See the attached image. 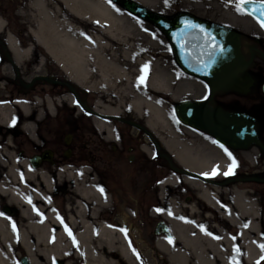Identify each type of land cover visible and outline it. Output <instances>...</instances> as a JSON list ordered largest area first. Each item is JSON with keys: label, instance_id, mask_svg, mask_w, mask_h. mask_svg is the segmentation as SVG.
Listing matches in <instances>:
<instances>
[{"label": "flooded vegetation", "instance_id": "1", "mask_svg": "<svg viewBox=\"0 0 264 264\" xmlns=\"http://www.w3.org/2000/svg\"><path fill=\"white\" fill-rule=\"evenodd\" d=\"M252 1L264 3V0ZM226 7V13L219 14L218 19L190 15L239 35L247 65L240 76L242 82H247V90L243 93L212 90L199 78L180 69L186 89L179 102L170 103L180 125L172 128L168 143L185 145L183 153L187 158L182 162L170 150L157 145L156 135L146 124L134 121V116L140 115L126 104L118 109L119 114L98 116L101 109L95 106V93L74 84L50 59L62 77L47 70L45 75L36 74L24 82L22 79L43 61L33 58L34 45H24L23 35L0 30V86L5 93L0 94L3 96L0 101L15 106L12 120L0 125V149L13 147L15 158L31 171H41L50 179L52 187L33 200V212L26 218L18 206L1 196L0 217L8 220L15 233H20L21 226L27 223L25 219L35 217L46 224L50 228V242L59 239L69 246L68 254L50 264H84L87 251L84 246L102 257L104 264H147V253L141 246L148 251L149 245L157 249L155 242L159 238L168 243L170 239L171 246L175 244L172 223L212 236L216 235L215 226H223L237 238V230L222 221L215 208L231 209L233 194L251 193L254 185L264 190V28L260 24L264 16L248 13L244 8L238 12L236 5ZM180 13L168 18L172 20ZM8 37L14 40L18 50L29 49L21 53L19 60L8 45ZM21 66L25 67L24 72L20 71ZM7 68L10 70L6 71ZM174 81L169 83L172 88ZM45 84L58 89L39 87ZM8 85L12 87L6 94ZM62 94L69 97L72 116L69 111L66 114L54 106L52 114L47 110L43 114L44 110L38 109H30L26 114L18 104L33 107L34 101L42 102L45 97L61 99ZM182 103L195 105L191 108V120L182 121L178 117L177 106ZM233 116L242 119L232 122ZM188 121H195L199 126H192ZM98 122L102 125H96ZM247 126L255 133L256 141L247 142L245 135L237 137ZM236 139L241 145L236 146ZM158 160L165 161L167 173L158 172ZM230 166L231 173L225 175ZM213 169H216L215 175ZM169 178L174 183L163 188ZM184 180L208 189L209 198L200 197ZM125 186L127 190L122 189ZM123 245L127 257L122 255ZM239 259L244 261L242 252Z\"/></svg>", "mask_w": 264, "mask_h": 264}, {"label": "bare ground", "instance_id": "2", "mask_svg": "<svg viewBox=\"0 0 264 264\" xmlns=\"http://www.w3.org/2000/svg\"><path fill=\"white\" fill-rule=\"evenodd\" d=\"M57 1L61 4L65 16H61L60 12L57 14L60 7L55 3L53 7H50L51 5L46 0H39V3L36 4L37 25L32 31L29 29L31 38L35 42L33 41V44L30 45H34V49L40 47L47 58L57 65L74 84L95 93L97 96L95 106L101 109L98 116L119 114L118 109L126 104L125 106H129L136 115L145 118V124L149 131L157 134L156 137L159 138L161 144L170 150L178 161H185L187 158L183 153L185 145L164 142L163 137L157 131L158 123L163 124L160 125L161 128L165 127L164 124L167 123L162 103L157 98V94L161 91L168 93L167 84L169 82L165 80L166 76H156L154 67L149 64L146 71L142 73L141 69L146 64L142 65L137 62L134 66L133 62L129 63L131 59L134 61L140 57L139 50L132 53L119 52L122 57L118 56V52H116L113 54L118 59L107 60L102 51V37L97 38L95 45L89 43L86 38L85 28L88 27L90 21L105 24L104 33L109 37H112V34L129 32L120 26L117 19L112 16L111 7L100 0ZM134 1L145 5L141 0ZM27 5L30 6L29 3ZM3 26L4 23L0 20V28ZM126 37L134 39L133 35ZM7 42L17 60L22 58V52L26 53L29 50H18L11 37H8ZM142 75L145 77L143 81L146 82L148 92H141L137 88V86H141L139 79ZM129 92L131 96L124 102ZM60 101L62 102V99L57 98L51 101L47 98L44 102L47 111L52 114L53 106ZM69 103L71 104V102ZM18 104L20 109L27 114L30 109H35L38 106V101H34L33 107L22 102ZM14 108L15 106L6 101L0 102V125L8 124L12 120ZM96 125L102 124L98 122ZM8 148H1L0 152L1 150L8 151ZM144 149L147 152L146 147ZM13 161L23 168L25 176L23 179H19L13 168H10L8 175L0 180V197H6L8 202L18 206L21 215L26 218L33 212L35 205L33 200L40 197L44 190L51 189V182L41 171H31L25 167L24 162L17 159ZM184 182L196 189L200 197L209 198L208 189L206 190L193 181L184 180ZM173 183L174 179L169 178L163 184V188L166 184ZM215 211L222 221L237 230V238L226 232L223 226H215L216 235L212 236L198 230L190 231L187 227L172 223L176 243L173 242L171 246L170 243L159 238L155 242V247L167 256L170 264H188L189 252L194 256V264H232L233 260H235V264H258L261 262L260 245H264V211L261 207L259 208V201L254 194L249 192L234 193L231 209L215 208ZM25 220L27 223L21 226L20 233H15L8 225V220L0 217V264H15L11 253L16 250L17 245L27 256L29 264H50L54 259L68 254L69 246L67 244L61 243L59 239L54 242L49 241L50 228L46 224H42L35 217ZM85 227L88 230L89 227ZM100 230L102 231L103 228ZM26 234L33 237L34 241H30ZM213 237H219V239ZM15 242L17 245L13 244ZM176 245L179 247L174 248ZM84 248L87 249L84 264H104V259L95 251H91L87 246ZM234 249H238V251H234ZM240 252H242L244 261L239 259ZM123 253L124 256L127 255L124 245L122 255Z\"/></svg>", "mask_w": 264, "mask_h": 264}, {"label": "rangeland", "instance_id": "3", "mask_svg": "<svg viewBox=\"0 0 264 264\" xmlns=\"http://www.w3.org/2000/svg\"><path fill=\"white\" fill-rule=\"evenodd\" d=\"M49 2L51 5L50 7L54 6V3L61 8V4L57 0H46V2ZM105 5H108L111 7V14L112 16L117 19L118 24L120 26L124 27L129 32H125L124 34H112V37H109L104 33L106 30V25L103 23H99L97 21H90L88 24V27L86 29V37L89 43L92 45H95L97 38H101L103 41L102 44V51L105 54V57L107 60H110L112 58L118 59L114 56L113 53L118 52H130L133 51H140V57L136 58L134 61L131 59L129 63L133 62L134 66L135 64H146L150 65L151 67H154V70L156 71V76H163L165 77V80H167L169 83L175 79L173 84L175 83L174 88L168 83V93L165 91H161L157 94V98L160 99V102L162 103V108L165 111L167 123H165V127H162L158 123V134L163 137L164 142H169V139L172 135V128L174 126H179L180 123L175 118L176 115L173 113L170 109V103H177L180 100V97L182 95V92L186 89L185 86V77L183 76L179 66L176 64L174 55L172 53L171 47L166 39V37L152 24L149 22H146L144 20H141L137 17L132 16L125 10H123L120 6L113 3L112 0H100ZM145 3L144 6L146 9L158 13L160 15L171 17L174 14L180 13V12H187L189 14L200 16V17H207V18H214L218 19L220 18L219 14L226 13L227 7L226 5H236L238 0H200L198 2H191L188 0H167V4L165 3V0H141ZM30 4L28 6L27 4ZM39 3V0H0V20L3 21L4 26L0 28V30H9L10 33L13 35H23L24 36V45L27 44H33L34 39L31 38L30 33L28 32L29 29L32 31L36 27V19H37V10H36V4ZM59 8V9H60ZM56 10V7H54ZM58 9L57 14L60 12L61 16H65V13L63 9ZM214 14H218L217 17L214 16ZM73 20V19H72ZM75 21V20H74ZM77 22V21H76ZM84 27V25H82ZM87 26V25H86ZM19 32H21L19 34ZM102 32V33H101ZM134 36V39H127L126 36ZM28 42V43H27ZM35 42V41H34ZM33 58L39 57L41 61H43V64L36 69L33 68L32 72L30 71L29 75L25 76L22 80L28 81L31 77H33L36 74L45 75L48 70L50 74H55L59 77L61 76V72L51 63L50 60L47 58L45 53L42 51L40 47H36L33 50ZM135 53V52H134ZM122 57V56H121ZM24 63V62H23ZM23 66H21V72H24ZM57 69V71H56ZM10 69H6V71H9ZM59 74V75H58ZM13 76L12 73L9 74V79L12 80ZM177 82V84H176ZM11 85H8V88L6 87V94L8 93V90L11 88ZM39 87H44L47 90H57L58 88H50L51 86L45 84L39 85ZM38 87V88H39ZM36 90H39V89ZM137 88L142 92L147 90L146 82L143 81L141 83V86H137ZM172 89V90H171ZM0 94H5L3 92V89L0 86ZM65 94H62L61 99L62 102L56 103L54 107L58 109L59 111H64V113L68 114L67 111H69L70 116H72V109L69 103V99L65 98ZM131 96L130 92L126 96L124 102H126L128 97ZM170 96L173 97V100L170 99ZM3 97V96H0ZM46 99L48 97H45ZM51 101L54 100L53 97L49 98ZM56 100V98H55ZM44 101L38 102V106L35 109L38 110H44L43 114L45 113L46 109V103ZM1 102V101H0ZM123 102V103H124ZM122 108V106H121ZM79 114V113H78ZM84 117V115H82ZM133 118V116H129ZM83 119V118H82ZM145 118H143L141 115L139 118L137 116H134V121L138 122L139 124H145ZM53 123V118H51ZM84 120V119H83ZM84 123V122H83ZM50 127H54L53 124H50ZM157 135V134H156ZM157 145H162L159 138L156 137ZM163 146V145H162ZM161 147V146H160ZM151 149V147H150ZM14 148L9 147L8 151H2L0 152V180L3 177H6L8 175L9 169L13 168L14 173L19 179H23L25 176V172L23 168L15 163L13 160L16 159L14 157ZM142 161V160H141ZM138 162V161H137ZM136 162V163H137ZM156 164L158 165V172L161 173H167V167L165 166V161L158 160L156 161ZM154 170V169H153ZM125 181V180H124ZM27 182V181H25ZM11 184V182H10ZM125 184V182H124ZM124 186V185H123ZM259 188V189H258ZM122 189L127 190V187H122ZM261 190V191H260ZM258 192V193H257ZM252 194L258 199L259 201V208L261 207L264 211V190H262L261 186H253ZM264 228V226H263ZM17 245V242H15ZM143 252L146 254V260L148 259L147 264H170V262L167 260V256L162 253L160 250H157L154 248V246L149 245L146 249L145 246H141ZM16 250H13L11 253L15 264H21V260L23 258H27V256L23 253V250L19 245L15 247ZM195 259L192 254H189V260L188 264H194ZM243 263V262H242ZM261 264H264V260Z\"/></svg>", "mask_w": 264, "mask_h": 264}, {"label": "water", "instance_id": "4", "mask_svg": "<svg viewBox=\"0 0 264 264\" xmlns=\"http://www.w3.org/2000/svg\"><path fill=\"white\" fill-rule=\"evenodd\" d=\"M112 1L128 13L151 23L160 30L172 47L176 63L187 74L201 79L212 90H235L242 93L247 90L248 84L242 82L240 76L247 65L241 53L239 35L235 31L210 24L186 13H181L171 20L146 9L134 0ZM262 5L264 3L252 1L244 3L243 8L257 15L260 13L257 9H261ZM194 106L189 103L179 104L177 106L178 117L182 121L187 118L191 120L193 118L191 108ZM241 119L240 116L231 118L232 122H239ZM188 124L199 126L195 121H188ZM249 126L244 132L239 131L237 137L245 135L247 142L256 141L255 133ZM235 143L236 146L241 145L239 139H236ZM35 160L33 159L32 163ZM21 264L29 263L26 258H23Z\"/></svg>", "mask_w": 264, "mask_h": 264}, {"label": "snow or ice", "instance_id": "5", "mask_svg": "<svg viewBox=\"0 0 264 264\" xmlns=\"http://www.w3.org/2000/svg\"><path fill=\"white\" fill-rule=\"evenodd\" d=\"M251 2H252V0H238V2L236 3V10H237L238 12H243V7H242V5H243L244 3H251ZM165 3L167 4V0H165ZM260 14H261V16H264V5L261 6ZM260 24H261V27L264 28V20H261V21H260ZM186 26L194 27L193 25H186ZM86 38H87V37H86ZM146 69H147V65H145L144 68L141 69V72L144 73V72L146 71ZM144 78H145L144 75H142V76L140 77V79H139V82H140V83H143ZM234 164H235V161H233V166H234ZM231 171H232V166H230V168H229V172H228V173H225V175L230 174ZM212 174H213V175L216 174V169H213V173H212ZM205 175H207V174H205ZM29 202H30V201H29ZM169 214H171V213H169ZM201 230L203 231L204 229L202 228ZM121 231H123V230H121ZM66 232H68L69 236L71 237V232H70L67 228H66ZM206 234H208V233H206ZM213 238H214V239H219V237H213ZM73 242L75 243V241H73ZM171 242H172V241L169 239V243H171ZM260 247H261L262 252H264V245H260ZM234 251H238V249H234ZM262 258H264V257H262ZM232 264H235V260H233Z\"/></svg>", "mask_w": 264, "mask_h": 264}]
</instances>
